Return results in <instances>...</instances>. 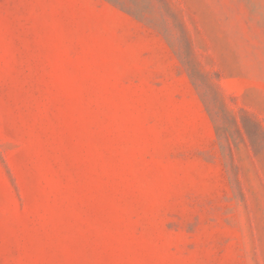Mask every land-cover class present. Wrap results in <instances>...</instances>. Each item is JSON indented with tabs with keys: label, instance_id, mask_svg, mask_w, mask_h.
I'll use <instances>...</instances> for the list:
<instances>
[{
	"label": "rangeland",
	"instance_id": "obj_1",
	"mask_svg": "<svg viewBox=\"0 0 264 264\" xmlns=\"http://www.w3.org/2000/svg\"><path fill=\"white\" fill-rule=\"evenodd\" d=\"M0 264H264V0H0Z\"/></svg>",
	"mask_w": 264,
	"mask_h": 264
}]
</instances>
